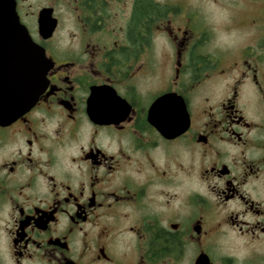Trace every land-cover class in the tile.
I'll return each mask as SVG.
<instances>
[{
    "label": "flooded vegetation",
    "instance_id": "flooded-vegetation-1",
    "mask_svg": "<svg viewBox=\"0 0 264 264\" xmlns=\"http://www.w3.org/2000/svg\"><path fill=\"white\" fill-rule=\"evenodd\" d=\"M251 3L235 49L212 45L203 8L240 1L16 0L49 70L0 124V264H264Z\"/></svg>",
    "mask_w": 264,
    "mask_h": 264
},
{
    "label": "water",
    "instance_id": "water-1",
    "mask_svg": "<svg viewBox=\"0 0 264 264\" xmlns=\"http://www.w3.org/2000/svg\"><path fill=\"white\" fill-rule=\"evenodd\" d=\"M48 70L43 49L20 22L16 0H0V124L35 104Z\"/></svg>",
    "mask_w": 264,
    "mask_h": 264
},
{
    "label": "rangeland",
    "instance_id": "rangeland-1",
    "mask_svg": "<svg viewBox=\"0 0 264 264\" xmlns=\"http://www.w3.org/2000/svg\"><path fill=\"white\" fill-rule=\"evenodd\" d=\"M226 4L228 2L238 3L241 2L242 9L232 10L231 8H221L216 9V7H204L203 13H205L206 19L208 20V27L211 28L212 33V45L221 47H233L238 48L242 46V37H245L249 32L247 29V24L251 17L255 14V7L252 6L250 0H224ZM264 5V0H262V6ZM263 14V13H262ZM234 15L236 19L234 22H229L228 17ZM251 31V30H250ZM246 40H243V44ZM238 246L235 247L234 251ZM226 250V249H225ZM264 252V248H262ZM236 254L241 258L244 254H247V249H239Z\"/></svg>",
    "mask_w": 264,
    "mask_h": 264
}]
</instances>
